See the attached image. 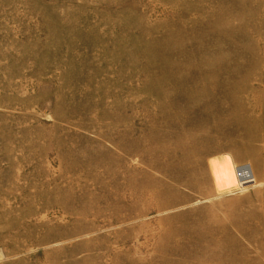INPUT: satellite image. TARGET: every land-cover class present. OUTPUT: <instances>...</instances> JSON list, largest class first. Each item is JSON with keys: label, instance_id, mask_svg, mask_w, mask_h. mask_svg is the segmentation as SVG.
I'll list each match as a JSON object with an SVG mask.
<instances>
[{"label": "rangeland", "instance_id": "1", "mask_svg": "<svg viewBox=\"0 0 264 264\" xmlns=\"http://www.w3.org/2000/svg\"><path fill=\"white\" fill-rule=\"evenodd\" d=\"M0 264H264V0H0Z\"/></svg>", "mask_w": 264, "mask_h": 264}, {"label": "built area", "instance_id": "2", "mask_svg": "<svg viewBox=\"0 0 264 264\" xmlns=\"http://www.w3.org/2000/svg\"><path fill=\"white\" fill-rule=\"evenodd\" d=\"M249 169L245 166V164L239 165L237 172H238V177L242 183L241 186H243V184L249 185L251 183V181L254 180V176L251 172H247ZM251 175V177L249 178V176Z\"/></svg>", "mask_w": 264, "mask_h": 264}, {"label": "bare ground", "instance_id": "3", "mask_svg": "<svg viewBox=\"0 0 264 264\" xmlns=\"http://www.w3.org/2000/svg\"><path fill=\"white\" fill-rule=\"evenodd\" d=\"M215 172V171H214Z\"/></svg>", "mask_w": 264, "mask_h": 264}]
</instances>
